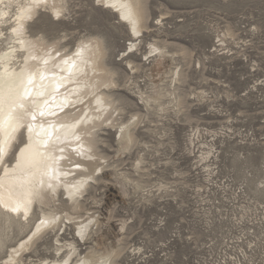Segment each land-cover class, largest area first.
<instances>
[{
    "label": "rangeland",
    "instance_id": "rangeland-1",
    "mask_svg": "<svg viewBox=\"0 0 264 264\" xmlns=\"http://www.w3.org/2000/svg\"><path fill=\"white\" fill-rule=\"evenodd\" d=\"M64 1L25 32L67 53L98 41L115 112L96 130L77 208L59 188L28 221L0 214V264L42 213L58 226L15 264L61 262L73 247L74 263L264 264V0H138V37L99 0Z\"/></svg>",
    "mask_w": 264,
    "mask_h": 264
},
{
    "label": "bare ground",
    "instance_id": "bare-ground-1",
    "mask_svg": "<svg viewBox=\"0 0 264 264\" xmlns=\"http://www.w3.org/2000/svg\"><path fill=\"white\" fill-rule=\"evenodd\" d=\"M99 1L129 24L132 34L140 36L143 11L138 0ZM64 2L47 0L37 6L34 0H0V115L7 118L11 112L13 116L0 128V140H11L0 159V214L10 222L15 218L28 221L35 208L47 206L52 191L55 194L59 188H64L75 201L74 207H78V198L95 179L91 167L99 160L96 130L108 123L109 115L115 112L110 96L102 89L109 80L98 41L81 42L75 51L67 53L57 45L47 47L25 32L28 19L38 9L49 10L58 18L63 14ZM5 30H9L8 34ZM2 43L7 45L2 48ZM21 102L36 115V120L31 119V114L23 120L15 119ZM41 111L43 116L39 115ZM22 136L24 143L8 164V157ZM123 138L131 140L128 132ZM61 148L63 152L59 151ZM52 156L60 157L55 165ZM42 214L34 233L20 244V249L11 250L5 264H15L38 235L58 226L57 214ZM67 219L71 220L69 216ZM89 227L90 223L82 224L80 233L84 235ZM61 250L62 247L57 249ZM75 254L73 247L65 260L43 264H92L86 259L74 263Z\"/></svg>",
    "mask_w": 264,
    "mask_h": 264
},
{
    "label": "snow or ice",
    "instance_id": "snow-or-ice-1",
    "mask_svg": "<svg viewBox=\"0 0 264 264\" xmlns=\"http://www.w3.org/2000/svg\"><path fill=\"white\" fill-rule=\"evenodd\" d=\"M47 2V0H34V4L35 5H40V4H45ZM45 64H47V60L44 61ZM27 95V94H26ZM0 103H2V98H0ZM18 107L21 109V111L19 113L16 114L15 116V119L17 121L19 120H23L24 117L26 115H29L31 114V119L34 121L36 120V115L35 114H32L30 109H27L25 108V105L24 103H19ZM0 113H2V108H0ZM40 116H43L44 115V112H40L39 113ZM13 119V116L11 114V112H9L7 118L3 117L2 115H0V128H2L5 123H7L8 121H11ZM79 123V122H77ZM73 128L75 127V125L72 126ZM29 131H31V127H29ZM76 139L78 140L79 139V136H76ZM10 143H11V140L10 138L8 139H4V140H0V159L3 158V156L6 154V151H7V148L10 146ZM47 141H45V145L47 146ZM23 151V149L21 150ZM60 152H63L64 149L61 148L59 149ZM60 159V157H56V156H52V164L55 165L58 160ZM17 209H13V211H16Z\"/></svg>",
    "mask_w": 264,
    "mask_h": 264
}]
</instances>
